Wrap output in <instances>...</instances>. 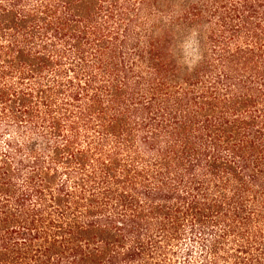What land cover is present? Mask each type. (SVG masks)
Instances as JSON below:
<instances>
[{"label": "trees", "instance_id": "obj_1", "mask_svg": "<svg viewBox=\"0 0 264 264\" xmlns=\"http://www.w3.org/2000/svg\"><path fill=\"white\" fill-rule=\"evenodd\" d=\"M0 264H264V0H0Z\"/></svg>", "mask_w": 264, "mask_h": 264}]
</instances>
